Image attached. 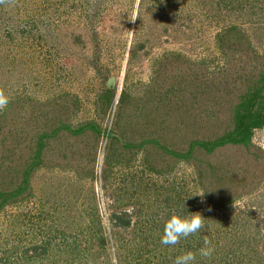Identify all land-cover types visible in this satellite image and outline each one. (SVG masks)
<instances>
[{
	"label": "rangeland",
	"instance_id": "1",
	"mask_svg": "<svg viewBox=\"0 0 264 264\" xmlns=\"http://www.w3.org/2000/svg\"><path fill=\"white\" fill-rule=\"evenodd\" d=\"M233 26L247 45L222 53ZM262 58L264 0H0V188L17 192L32 170L0 209V264H173L187 251L264 264V134L251 136L255 170L233 160L243 192L225 207L207 202L203 163L167 153L205 136L188 128L205 109L196 89H232ZM92 123L101 136L58 128ZM197 213V234L160 243L170 215Z\"/></svg>",
	"mask_w": 264,
	"mask_h": 264
},
{
	"label": "trees",
	"instance_id": "2",
	"mask_svg": "<svg viewBox=\"0 0 264 264\" xmlns=\"http://www.w3.org/2000/svg\"><path fill=\"white\" fill-rule=\"evenodd\" d=\"M247 37L237 26L224 30L220 35L218 47L222 53L227 51L243 50ZM264 59H257L256 66L260 67L255 76L243 81L240 76L236 79L238 83L232 89L228 87V82L215 81L212 85L203 84L196 89L192 95L194 103H198L200 108H205L198 114L202 123H191L188 128L195 133H202V139L189 140L186 143V150L182 152H167L174 159L185 162H197L202 164L197 168L200 178H205L208 182L204 191L207 202L213 206L225 207L229 200L236 199L243 189L241 188L240 176L235 175V167L232 165L237 156L242 157L250 164L246 165V170L256 169L261 156L259 149L252 151L251 136L255 130L264 134ZM256 67H254L255 70ZM109 98H105L106 109L112 104L113 94L111 91ZM237 92L241 94L237 95ZM198 94V96H196ZM205 94L212 95L206 98ZM196 96V97H195ZM206 100L205 103H201ZM209 102V104H208ZM124 103L120 100V105ZM65 130L71 137L83 135L86 131H92L96 136H101V129L92 124H85L78 128L69 126L58 127ZM211 130H214L211 131ZM43 138V137H42ZM109 141H114L112 133L107 134ZM164 151L163 147H159ZM40 152V150H39ZM258 153V154H257ZM263 156L264 153L260 152ZM228 154V155H227ZM259 155V157H258ZM39 153L35 154L38 159ZM214 158V159H212ZM238 158V157H237ZM206 160L203 162V160ZM32 170L28 169L22 175L24 177L17 192L7 193L0 188V209L12 198L21 194L27 188ZM202 174L203 177H202ZM214 185H212V184ZM242 190V191H241Z\"/></svg>",
	"mask_w": 264,
	"mask_h": 264
},
{
	"label": "clouds",
	"instance_id": "3",
	"mask_svg": "<svg viewBox=\"0 0 264 264\" xmlns=\"http://www.w3.org/2000/svg\"><path fill=\"white\" fill-rule=\"evenodd\" d=\"M9 100L0 93V110L8 105ZM203 218L200 214L183 216L180 214L170 215L163 226L160 243L164 246H175L182 239L197 234L203 227ZM215 252L214 246L207 238L203 241V247L198 249V254L204 259H210ZM197 253L192 251L184 252L175 257L173 264H196Z\"/></svg>",
	"mask_w": 264,
	"mask_h": 264
},
{
	"label": "water",
	"instance_id": "4",
	"mask_svg": "<svg viewBox=\"0 0 264 264\" xmlns=\"http://www.w3.org/2000/svg\"><path fill=\"white\" fill-rule=\"evenodd\" d=\"M108 83H109V84H111L112 82H111V81H109ZM109 87H110V86H109Z\"/></svg>",
	"mask_w": 264,
	"mask_h": 264
}]
</instances>
